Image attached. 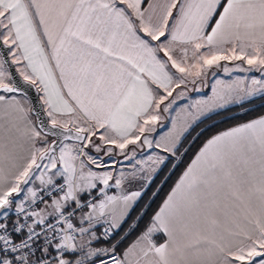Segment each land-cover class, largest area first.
<instances>
[{
    "label": "snow or ice",
    "instance_id": "obj_1",
    "mask_svg": "<svg viewBox=\"0 0 264 264\" xmlns=\"http://www.w3.org/2000/svg\"><path fill=\"white\" fill-rule=\"evenodd\" d=\"M232 60L262 78L243 94L213 86L179 132L149 139L161 112ZM23 85L47 120L21 127ZM257 93L264 0H0V264H264V115L205 140L127 247V234L96 247L114 239L160 166L177 167L203 117ZM145 148L163 155L137 159ZM117 156L131 170H94L115 168Z\"/></svg>",
    "mask_w": 264,
    "mask_h": 264
},
{
    "label": "trees",
    "instance_id": "obj_2",
    "mask_svg": "<svg viewBox=\"0 0 264 264\" xmlns=\"http://www.w3.org/2000/svg\"><path fill=\"white\" fill-rule=\"evenodd\" d=\"M261 115H264V94L250 99V102L244 104L243 107H239L235 104L227 107L223 111L214 112L201 119L200 122L195 127H193L189 133L186 134L183 140V148L181 151L183 152L184 149H187V151L183 155L177 167H175L173 170V163H175L174 160H170L166 166H161L159 171L154 175L155 178L152 180L151 186L147 193L138 201L127 222L124 223L122 228L118 230V233L115 235L114 239L107 244L110 245V243H115L117 240L127 234V238L123 241L125 242L130 238H135L143 231L152 214L160 206L163 199L171 190L187 165L191 162L192 158L205 142V140L220 131L231 128L238 123L251 120ZM198 133L202 134H200L199 137L193 142L192 139L195 137V135L197 137ZM187 144H190V146L187 147ZM158 189V195L153 198V193L157 192ZM148 205H150V207H148ZM145 210L146 214L144 215L143 219L139 221V224L136 228L132 229L131 226L133 222L141 214V212Z\"/></svg>",
    "mask_w": 264,
    "mask_h": 264
},
{
    "label": "rangeland",
    "instance_id": "obj_3",
    "mask_svg": "<svg viewBox=\"0 0 264 264\" xmlns=\"http://www.w3.org/2000/svg\"><path fill=\"white\" fill-rule=\"evenodd\" d=\"M201 51L202 52L206 51V49H202ZM189 57H191V51H189ZM189 63H194V61L190 60ZM220 63H221V67L217 68L214 66L213 69L210 70L206 76L201 77L198 80L195 87H196V89H199V90H193L192 86H189V88L186 90L184 98L179 99L177 101L176 105H178V106L185 104V106H182L181 109H179V113H180L179 118L174 119L171 123V116H167L168 121L165 122L166 123L165 125L167 127H169L170 129L174 130L175 134L177 132H179L181 130V128H183L185 122H188L187 120L190 119V116H188V117L182 116L183 112H184V114H187V113H189V111H188L189 106L195 105L197 102L206 101L209 98L213 97V93L211 91V88L213 86H215L217 88L218 92H220L222 95L227 93L229 91V89L234 90V93L243 94L244 90L252 87V85H251L252 79L262 78V73L260 71L255 70V69L241 71L240 68L250 69V66L247 65L246 63H244L243 61L232 60V61H221ZM237 65H239L240 68H237L236 67ZM225 66L228 67L230 70L227 73L224 72ZM235 70H237L239 73L236 74ZM173 71H175V70H173ZM216 81H220L221 83L217 84ZM174 95H175V93H174ZM260 95H262V94L257 93L254 97H251L250 99H253V98L258 97ZM176 105H174V106H176ZM232 105H235V104L230 103V104H228L227 107L232 106ZM200 107L204 108L205 106L203 103H201ZM170 111H172V110H170ZM208 115H210V114H208ZM208 115H206V116H208ZM205 117H203V118H205ZM178 120H184V121L178 122ZM221 120H219V121H221ZM172 136H174V134H172L171 137ZM195 137H196V135H195ZM192 141H193V139H192ZM189 146H190V144H187V147H189ZM157 154H159V153H157ZM157 154H155V155H157ZM138 158L139 157H137V159ZM99 230L101 231V229H99ZM134 240H135V238H132V239L130 238V239L126 240L124 242V244L122 246H120V248L123 249L124 247H127Z\"/></svg>",
    "mask_w": 264,
    "mask_h": 264
},
{
    "label": "crops",
    "instance_id": "obj_4",
    "mask_svg": "<svg viewBox=\"0 0 264 264\" xmlns=\"http://www.w3.org/2000/svg\"><path fill=\"white\" fill-rule=\"evenodd\" d=\"M16 67V66H15ZM236 71V74L239 73L237 70ZM232 73V72H231ZM18 99H20L23 103H24V107H25V113L21 116V127H23V124L26 120H31L33 122H35V118L33 116V114L31 113V111H29L31 109V105H30V101H28V99L25 101L23 96L21 95H18L17 96ZM183 102V101H182ZM178 105L176 106H173L174 107V111H170V112H161V119L157 122V124L154 126V131H152L151 133L148 134L149 136V139H153V140H164V139H167V138H171V135L174 134L175 135V131L170 129L169 127H167L165 124V122L168 121V117L167 116H171V123L174 119H177L179 118V109H181L182 106H185V104L183 105ZM182 116H185V117H188L190 116V119L187 120V121H191L193 119L192 115L190 113H187V114H182ZM262 116V115H261ZM259 117V116H258ZM257 118V117H256ZM255 119V118H253ZM179 121H184V120H178ZM170 123V124H171ZM186 123V122H185ZM131 147V146H130ZM198 152V151H197ZM196 152V153H197ZM159 153L160 155H163V153L160 152L159 149H155V150H149L147 148H145L143 151L141 150H138V155L137 157H139L138 159H141V160H145L147 159L148 155L151 154L153 156H155V154ZM142 156V157H141ZM195 156V155H194ZM116 160H118L120 163L116 165L115 168L112 167V161H108L107 162V166L104 167V168H101V169H94V170H97V171H100V172H103V171H108V170H111L113 172L114 175H117L118 174V170L119 169H125V170H131L132 168V165L129 164L127 161H123L121 157L117 156L115 157ZM105 160H107V158L105 157ZM134 163V162H133ZM161 168V166H160ZM159 168V169H160ZM185 170V169H184ZM159 171V170H158ZM156 174V173H155ZM154 174V175H155ZM179 179V178H178ZM177 182V181H176ZM175 182V183H176ZM138 187L137 184H132V185H125V190L127 191L128 189H132V190H135L136 188ZM108 194L109 195H119L121 194L120 193V190L119 189H115V188H112V189H109L108 190ZM138 203V202H137ZM136 203V204H137ZM136 206V205H135ZM98 232L100 231L99 229L97 230ZM137 238V236L135 237V239ZM121 239V238H120ZM119 239V240H120ZM162 239V238H161ZM124 244V242L120 245L122 246ZM107 246H110L109 244H107L106 242L104 241H101V243L99 245H96V247H107Z\"/></svg>",
    "mask_w": 264,
    "mask_h": 264
},
{
    "label": "water",
    "instance_id": "obj_5",
    "mask_svg": "<svg viewBox=\"0 0 264 264\" xmlns=\"http://www.w3.org/2000/svg\"><path fill=\"white\" fill-rule=\"evenodd\" d=\"M8 71H10L13 74L14 78L17 81H20V77L18 76V73H16L15 65L8 67ZM21 83H22V81H21ZM23 87L25 88V90L27 92L28 101H30L31 109L35 108V111H31V113L33 114V116L35 118V121H36L37 115L40 116V119L47 120V116L41 110L40 102L37 99L38 94L35 92L34 89H31L27 85H23Z\"/></svg>",
    "mask_w": 264,
    "mask_h": 264
},
{
    "label": "built area",
    "instance_id": "obj_6",
    "mask_svg": "<svg viewBox=\"0 0 264 264\" xmlns=\"http://www.w3.org/2000/svg\"><path fill=\"white\" fill-rule=\"evenodd\" d=\"M101 231H102V229H101ZM105 242V241H104ZM106 243H108V242H106Z\"/></svg>",
    "mask_w": 264,
    "mask_h": 264
}]
</instances>
